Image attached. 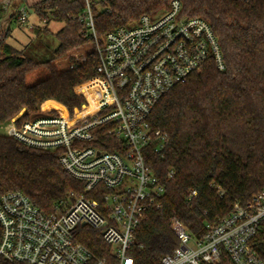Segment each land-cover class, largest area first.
I'll return each instance as SVG.
<instances>
[{"label":"trees","instance_id":"16d2710c","mask_svg":"<svg viewBox=\"0 0 264 264\" xmlns=\"http://www.w3.org/2000/svg\"><path fill=\"white\" fill-rule=\"evenodd\" d=\"M170 1H24L38 24H45L36 26L33 39L20 49L8 42L9 28L0 25L3 191L24 194L46 213L61 206L71 194L80 195L81 184L64 172L56 153L25 148L1 130L21 110H25L21 121L39 118L41 106L48 101L62 105L71 116L86 104L75 90L96 77L98 65L89 29L80 21L87 7L94 31L102 38L144 15L161 13ZM179 1L185 16L209 24L219 42L225 69L219 71L212 62L207 63L201 72L163 96L149 117L151 127L169 139L164 151L150 159L165 192L161 207L149 209L136 229L128 253L134 264H160L163 256L177 248L171 228L174 221L201 239L207 227L226 218L236 204L244 205L264 191V0ZM51 23L60 24V29L50 31ZM85 44L89 47L84 56L70 59L65 67L59 65L60 57ZM40 67L46 68V77L28 85L27 76ZM94 83L78 91L86 92ZM76 238L95 257L109 258V247L98 232L78 227ZM253 242L264 261V223ZM217 264L233 263L222 253Z\"/></svg>","mask_w":264,"mask_h":264},{"label":"built area","instance_id":"2783aa9c","mask_svg":"<svg viewBox=\"0 0 264 264\" xmlns=\"http://www.w3.org/2000/svg\"><path fill=\"white\" fill-rule=\"evenodd\" d=\"M0 6L13 10L15 20L32 29L25 5L0 0ZM80 21L89 29L98 58L96 77L89 81H95L92 111L79 117L61 108L42 109L43 116L11 119L2 130L25 148L56 153L82 192L46 213L24 194L0 188V264H134L128 253L136 229L149 209L161 207L165 192L150 159L164 151L169 139L151 127L149 117L163 96L207 63L225 69L209 24L185 16L179 0L102 38L94 31L88 7ZM262 223L264 191L244 205L236 204L201 239L174 221L178 246L160 264H217L222 253L233 264H264L253 242ZM85 226L100 234L109 258L95 257L77 241V228Z\"/></svg>","mask_w":264,"mask_h":264},{"label":"rangeland","instance_id":"374dc122","mask_svg":"<svg viewBox=\"0 0 264 264\" xmlns=\"http://www.w3.org/2000/svg\"><path fill=\"white\" fill-rule=\"evenodd\" d=\"M19 1L20 4L22 5H26L25 2L28 3H32L34 2V0H16ZM25 1V2H24ZM15 5V4H14ZM1 8V6H0ZM3 12L0 11V25L3 28H9V30L11 31V37L8 40V42L15 48H21L23 45H25L26 43L29 42L30 39H33L34 37V30H36V26H38V20L36 18V16H34L31 13V17H30V25L32 26V29L20 24L19 22H17L15 19L11 20V16L13 14V12H11L10 10L5 11L2 10ZM13 11V10H12ZM61 25L60 24H56V23H51L49 25V29L52 32H56L60 29ZM47 39H50L49 37ZM89 44H85L83 46H80L78 49H73L71 51H69L67 54H65L64 56L60 57L57 62L59 63V65L61 67H65L66 64L68 63V61H70V59L73 60H77V58L79 56H84L85 52L88 50ZM47 75V70L45 67H40L38 70H36L35 72L29 74L26 78L27 84L28 85H32L34 83H36L37 81L44 79ZM83 85V84H82ZM86 97V101L88 104V108L87 109H91L92 108V103L91 101H89V99ZM74 113L77 115V113H81L82 114V109L80 108L79 110L75 109ZM73 113V114H74ZM40 114L41 116L44 115L43 111H42V107L40 108ZM40 116V117H41ZM3 131V130H1Z\"/></svg>","mask_w":264,"mask_h":264},{"label":"crops","instance_id":"0c3cea01","mask_svg":"<svg viewBox=\"0 0 264 264\" xmlns=\"http://www.w3.org/2000/svg\"><path fill=\"white\" fill-rule=\"evenodd\" d=\"M11 12H12V10H10ZM11 14H13V13H11ZM91 82H87V83H85V84H83V85H86V84H90ZM83 85H81V86H83ZM81 86H79L77 89H76V91H77V93H79V92H82V91H78V89L81 87ZM93 85H91L89 88H87V91L86 92H84V93H86V96H87V98L89 99V101H91V103H92V108L91 109H88L89 111L86 113V114H88L90 111H92V109L94 108V100H93V93L91 92V87H92ZM90 94V95H89ZM82 96V95H81ZM91 98H90V97ZM82 97H84V99H85V101H86V97H85V95L84 96H82ZM93 101V102H92ZM87 102V101H86ZM46 105H50L49 107H47V108H45V106ZM42 109L44 110V111H49V110H55V109H59V108H61V109H63V110H66L62 105H60V104H58V103H56V102H54V101H48V102H45L42 106ZM84 108H88L87 106H86V104H84L82 107H81V109H82V111L84 110ZM67 111V110H66ZM85 114V115H86ZM84 116V115H83Z\"/></svg>","mask_w":264,"mask_h":264},{"label":"water","instance_id":"95a60500","mask_svg":"<svg viewBox=\"0 0 264 264\" xmlns=\"http://www.w3.org/2000/svg\"><path fill=\"white\" fill-rule=\"evenodd\" d=\"M25 110H21L14 118H13V121L14 122H17L21 117L22 115L24 114Z\"/></svg>","mask_w":264,"mask_h":264},{"label":"bare ground","instance_id":"6f19581e","mask_svg":"<svg viewBox=\"0 0 264 264\" xmlns=\"http://www.w3.org/2000/svg\"><path fill=\"white\" fill-rule=\"evenodd\" d=\"M90 95V94H89ZM90 97V96H89ZM91 98V97H90ZM93 102V101H92ZM85 109H87V108H85ZM89 110L87 109V112H88ZM87 112H84V110L82 111V116L83 115H85Z\"/></svg>","mask_w":264,"mask_h":264}]
</instances>
